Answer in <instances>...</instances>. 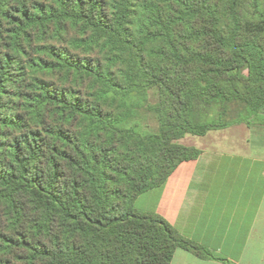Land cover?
I'll return each instance as SVG.
<instances>
[{
    "label": "trees",
    "instance_id": "trees-1",
    "mask_svg": "<svg viewBox=\"0 0 264 264\" xmlns=\"http://www.w3.org/2000/svg\"><path fill=\"white\" fill-rule=\"evenodd\" d=\"M237 125L264 126V0H0V264L228 263L134 204Z\"/></svg>",
    "mask_w": 264,
    "mask_h": 264
},
{
    "label": "crops",
    "instance_id": "crops-1",
    "mask_svg": "<svg viewBox=\"0 0 264 264\" xmlns=\"http://www.w3.org/2000/svg\"><path fill=\"white\" fill-rule=\"evenodd\" d=\"M201 138L212 139L213 147H198L197 159L182 163L134 207L158 214L182 237L229 264H264V126L237 125ZM228 263L182 249L171 261Z\"/></svg>",
    "mask_w": 264,
    "mask_h": 264
},
{
    "label": "rangeland",
    "instance_id": "rangeland-1",
    "mask_svg": "<svg viewBox=\"0 0 264 264\" xmlns=\"http://www.w3.org/2000/svg\"><path fill=\"white\" fill-rule=\"evenodd\" d=\"M154 92H155V90H152L151 91V99H152V101H154V99L156 98L155 96H154ZM153 96H154V98H153ZM149 125H151L152 127H154L155 125H156V122H155V120L152 118V117H150V118H148V122H147ZM180 143L182 144V145H184V146H191V147H195V148H201V149H203V148H205V146H206V144L208 145V146H211V147H213V140L212 139H209V140H207V142H205V140L204 139H202L201 137H199V138H196V137H193V136H185L181 141H180ZM197 146V147H196Z\"/></svg>",
    "mask_w": 264,
    "mask_h": 264
}]
</instances>
